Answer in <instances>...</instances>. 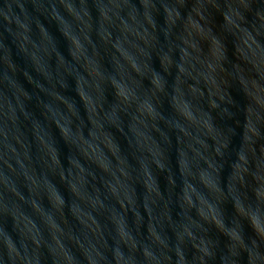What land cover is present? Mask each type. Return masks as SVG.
<instances>
[{
    "label": "clouds",
    "instance_id": "clouds-1",
    "mask_svg": "<svg viewBox=\"0 0 264 264\" xmlns=\"http://www.w3.org/2000/svg\"><path fill=\"white\" fill-rule=\"evenodd\" d=\"M0 264H264V0H0Z\"/></svg>",
    "mask_w": 264,
    "mask_h": 264
},
{
    "label": "water",
    "instance_id": "water-1",
    "mask_svg": "<svg viewBox=\"0 0 264 264\" xmlns=\"http://www.w3.org/2000/svg\"><path fill=\"white\" fill-rule=\"evenodd\" d=\"M236 143H238V141H237V139L236 138H234L233 139V144H236ZM163 178H162V181H161V186H162V188H163Z\"/></svg>",
    "mask_w": 264,
    "mask_h": 264
}]
</instances>
